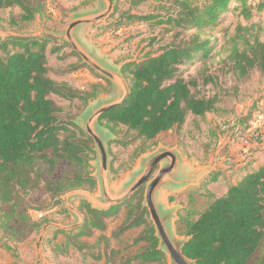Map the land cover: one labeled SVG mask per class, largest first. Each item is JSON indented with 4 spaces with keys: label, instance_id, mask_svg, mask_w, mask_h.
Here are the masks:
<instances>
[{
    "label": "trees",
    "instance_id": "obj_1",
    "mask_svg": "<svg viewBox=\"0 0 264 264\" xmlns=\"http://www.w3.org/2000/svg\"><path fill=\"white\" fill-rule=\"evenodd\" d=\"M234 1L240 5L232 10L249 21L252 13L247 0H209L203 6L177 0L175 15L157 23L195 33L184 39L177 32L158 55L123 64L121 72L130 95L121 106L104 113L100 125L112 132L122 127L136 140L153 142L180 130L188 115L204 118L214 112L217 96L202 95L195 79L182 77L181 67L195 58H208L211 41L201 39L199 33L217 26ZM11 8H18L21 20L26 22L37 12L27 0H0V11ZM256 9H264V2ZM249 31L237 26L228 44L230 68L239 77L252 70L264 72V39H250ZM49 45L50 40L38 36L0 40V207H9L8 219L14 218L22 205L46 212L60 205L59 197L65 193L91 192L96 186L89 166L93 159L90 137L72 125V116L51 97L85 105L108 93L110 85L98 76L101 82L87 90L54 80L51 74L63 77L86 66L50 67L47 51L53 55L59 48L47 50ZM217 177L218 172L203 184L215 182ZM141 192L106 212L92 209L85 201L78 202L77 209L84 214L82 226L56 232L65 239L64 249H76L102 264H166L163 253L157 250L148 212L141 205ZM41 194L44 199L36 201ZM207 195L210 201L205 209L186 210L185 215H179V234L190 237L183 254L197 264H248L259 253L255 264H264V163L229 185L223 196ZM115 219L120 220L119 225L107 237V223ZM132 233L136 234L130 237ZM132 248L134 252H130ZM3 249L9 251L7 246Z\"/></svg>",
    "mask_w": 264,
    "mask_h": 264
},
{
    "label": "rangeland",
    "instance_id": "obj_2",
    "mask_svg": "<svg viewBox=\"0 0 264 264\" xmlns=\"http://www.w3.org/2000/svg\"><path fill=\"white\" fill-rule=\"evenodd\" d=\"M27 1L37 11L28 22L21 20L22 13L18 8L0 11V40L33 36L47 38L50 40L47 50L50 47L59 48L58 53L53 55L47 51L50 67L66 68L80 64L86 66L63 77L51 74V78L63 81L78 90H87L92 84L101 82L99 78H104L87 66L63 38L68 23L74 17L95 8L101 9L100 4L95 0ZM186 1L192 6H203L209 2ZM261 2L264 0H247L246 5L251 8L252 13L249 21L240 16L237 10H232L239 6L240 2H232L230 12L221 16L217 26L199 33L201 39L211 41L212 51L208 58H195L181 67L182 77L195 79L202 95L217 96L218 103L214 112L204 118L188 115L180 130L168 132L153 142L136 140L132 132H127L122 127L112 132L101 125L110 133H103V138L115 189H119L127 182L129 176L137 171L139 157L152 152L159 145L177 147L192 171L204 169L208 174H221L215 183L208 186L200 179L196 185L168 196L170 205L180 206L178 215L183 216L186 210L202 211L210 201L207 194L213 197L223 196L227 186L236 182L244 171L264 162V117L257 121L258 116L264 115V72L252 70L246 76L239 77L231 71L228 60L229 40L235 35L237 26L250 28V39L254 36L259 40L264 39V9H256L257 4ZM176 11L177 0H113L109 17L80 27L75 36L85 51L118 69L127 62H137L158 55L165 45L173 41L177 32L179 38L184 39L194 34V30L176 29L157 23L166 16L175 15ZM128 16H148L152 19L139 21L129 19ZM69 52H73L75 56ZM204 80L209 82L203 85ZM109 85L108 93L99 94L96 98L88 100L85 105L79 101L67 102L54 96L51 98L72 116V125L90 137L80 127L79 118L87 113L86 110H89L90 106H99V100L107 101L114 97L113 87L110 83ZM248 119L249 123L253 119L257 121L254 127L246 124ZM245 139L248 144L243 146L242 141ZM122 143L129 145L122 146ZM91 147L93 159L89 161V166L92 177L95 173L94 164L97 162L92 139ZM141 149L144 150L139 153ZM58 176L59 174L55 177ZM92 178L96 182L95 177ZM140 190L142 205L144 189ZM90 193L98 194L97 183L95 190ZM44 197L41 194L35 200L39 201ZM61 197L60 205L46 212L30 210L27 205H22L17 209L16 216L11 219H8L9 207H0V264H102L89 256L84 257L83 253L76 249H64L65 239L62 235H56L58 230L48 228L42 233L43 228L50 223L68 225L76 222L65 209ZM46 200L49 202L47 198ZM78 202L80 201L77 199L72 201L75 208ZM38 214H42V217L39 218ZM81 214L84 218V214ZM119 221H108L105 233L107 237L118 227ZM176 231L180 232L177 222ZM135 234L132 233L130 237ZM87 242H92V239H87ZM6 246L9 251L3 249ZM134 251L135 248L130 249V252ZM258 256L259 253H256L248 264H255Z\"/></svg>",
    "mask_w": 264,
    "mask_h": 264
},
{
    "label": "water",
    "instance_id": "obj_3",
    "mask_svg": "<svg viewBox=\"0 0 264 264\" xmlns=\"http://www.w3.org/2000/svg\"><path fill=\"white\" fill-rule=\"evenodd\" d=\"M101 9H93L80 13L67 25L64 32V40L71 46L73 52L81 60L108 81L114 92L110 100H99L100 105L94 108L90 106L86 114L79 118L80 127L91 137L95 146L97 162L94 164L95 177L98 194L84 190H73L62 195L61 199L65 209L75 223L68 225L47 224L42 233L48 228L58 231L69 232L78 229L84 222L83 215L72 204L74 199L85 201L97 211L106 212L123 204L136 194L141 188L144 189L142 207L148 212L149 220L157 239V250L163 253L166 264H197L195 260L187 258L183 252V246L190 240L189 236H183L176 231L178 221V205H170L168 196L174 195L191 185H196L199 180L207 174L204 169L192 171L189 165L184 162L183 156L177 147H166L159 145L152 152L139 157L137 171L129 176L127 182L119 189H115L109 168V156L103 133H110L101 127L100 117L107 111L121 106L130 95V88L125 80L121 68L107 65L96 58L95 55L85 51L76 39L77 30L87 24L109 17L113 0H96Z\"/></svg>",
    "mask_w": 264,
    "mask_h": 264
},
{
    "label": "crops",
    "instance_id": "obj_4",
    "mask_svg": "<svg viewBox=\"0 0 264 264\" xmlns=\"http://www.w3.org/2000/svg\"><path fill=\"white\" fill-rule=\"evenodd\" d=\"M95 1H96V0H95ZM96 3H97V1H96ZM96 3H94V5H95ZM183 159H184V158H183ZM184 162H186L185 159H184ZM263 163H264V162H263ZM263 163L261 162V163H259V164H256L255 167H254L253 169H251V170H247V171H244V173L241 175V177H242L245 173L250 172V171L256 169L259 165H261V164H263ZM212 174H215V173H211V174H208V173H207V174H205V175L201 178V181H205V179H206L207 177L209 178ZM220 175H221V174H220ZM220 175L218 174V177H217L216 181L219 179ZM241 177H240V178H241ZM208 178H207V179H208ZM240 178H239V179H240ZM239 179H238V180H239ZM238 180H237L236 182H238ZM216 181H215V182H216ZM215 182H212V183H215ZM236 182H233V183H231V184H235ZM212 183H209V184H212ZM209 184H207V186H208ZM231 184H229V185H231ZM229 185H228V186H229ZM228 186H227V188H228ZM227 188H226V191H227ZM177 193H178V192H177ZM225 193H226V192H225ZM225 193H224V194H225ZM178 212H179V211H178ZM178 220H179V215H178Z\"/></svg>",
    "mask_w": 264,
    "mask_h": 264
},
{
    "label": "built area",
    "instance_id": "obj_5",
    "mask_svg": "<svg viewBox=\"0 0 264 264\" xmlns=\"http://www.w3.org/2000/svg\"><path fill=\"white\" fill-rule=\"evenodd\" d=\"M263 117H264V115H260V116H258V117H257V121L262 120ZM257 121H255V120L253 119V120L249 123L250 127H251V128L254 127L255 124L257 123ZM247 144H248V140L245 139V140L242 141V145H243V146H246ZM38 217H39V218L42 217V214H38Z\"/></svg>",
    "mask_w": 264,
    "mask_h": 264
}]
</instances>
